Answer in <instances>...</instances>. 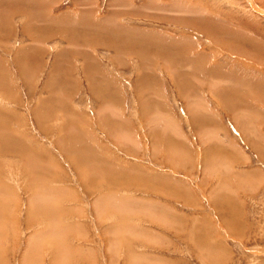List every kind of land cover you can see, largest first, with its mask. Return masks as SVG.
<instances>
[{
  "label": "rangeland",
  "instance_id": "rangeland-1",
  "mask_svg": "<svg viewBox=\"0 0 264 264\" xmlns=\"http://www.w3.org/2000/svg\"><path fill=\"white\" fill-rule=\"evenodd\" d=\"M263 72L264 0H0V264H264Z\"/></svg>",
  "mask_w": 264,
  "mask_h": 264
},
{
  "label": "bare ground",
  "instance_id": "bare-ground-1",
  "mask_svg": "<svg viewBox=\"0 0 264 264\" xmlns=\"http://www.w3.org/2000/svg\"><path fill=\"white\" fill-rule=\"evenodd\" d=\"M157 4V3H156ZM179 5V4H178ZM158 6V5H157ZM191 7V6H190ZM45 10V9H44ZM46 12V11H45ZM212 13V12H211ZM93 16V15H92ZM73 17H75V16H73ZM114 17V16H113ZM94 20V19H93ZM196 22V21H195ZM99 23H101V22H99ZM106 23V22H105ZM96 24V23H95ZM119 24V23H118ZM194 24V23H193ZM97 25H98V23H97ZM111 25H113V24H111ZM110 25V26H111ZM95 26V25H94ZM117 26V27H116ZM114 25V34H120V32H123V31H121L120 29H122L124 26H122V25ZM99 27V26H98ZM103 27H104V25H103ZM100 28V27H99ZM107 28V27H106ZM101 29V28H100ZM133 29V28H132ZM141 29V28H140ZM139 29V30H140ZM149 29V28H148ZM97 30H98V28H97ZM120 30V31H119ZM127 30V29H126ZM109 31V30H108ZM111 31V30H110ZM115 31H119L118 33L117 32H115ZM130 31H131V29H130ZM141 31V30H140ZM55 32V31H54ZM113 32H112V34H113ZM142 32V31H141ZM109 33V32H108ZM126 33V32H125ZM228 33V32H227ZM122 34V33H121ZM152 33H150V35H151ZM158 34H160V33H158ZM59 35V34H58ZM111 35V34H110ZM144 35V34H143ZM180 35V34H179ZM233 35V34H232ZM118 36V35H117ZM122 36H123V34H122ZM131 36V35H130ZM146 36V35H145ZM167 36V35H166ZM188 36V35H187ZM190 36V35H189ZM229 35H227V37H228ZM103 37V36H102ZM112 37V36H111ZM162 37V36H161ZM191 37V36H190ZM82 38V37H81ZM89 38V37H88ZM107 38H108V40H107ZM110 37H106V41H108V43H109V46L108 45H106L107 47H113L114 48V50H116L117 52H121V53H123V51H122V49L126 46V47H128V49H132L136 44L139 46V48H141V50H147V48H155L156 50V52L158 51H162L161 53L163 54V53H167L169 56H170V58H171V61L172 60H178L180 63H181V65L183 64V65H187L188 67H190V68H192V67H194L195 66V64H194V62L197 60L198 61V59L200 60V56L199 55H196V53H194V55H192V54H190V55H188V53L186 54L185 53V51H181L180 53H178L177 55L175 54H173V52L172 51H170L169 49L168 50H166L165 48L166 47H170V45H169V43L171 42V44H172V40L170 39V40H168V41H170V42H168L167 41V44H166V42H165V40H161V39H158L157 37H152L153 39L151 40V39H149V40H145V41H143V42H141L139 39H137V40H131V38H129L128 40L126 39H118V38H115V39H113L112 40V38L111 39H109ZM186 38V37H185ZM212 38V37H211ZM260 38V37H259ZM144 39H145V37H144ZM184 39V38H183ZM68 41L69 40H71L70 38H68L67 39ZM178 40V39H177ZM232 40V39H231ZM98 41V40H97ZM104 41H105V39H104ZM105 41V42H106ZM182 41V40H181ZM185 42H186V39L184 40ZM212 41V40H211ZM72 42V41H71ZM103 42V41H102ZM176 42V41H175ZM184 42V43H185ZM237 42H239V41H237ZM183 43V44H184ZM192 43V42H191ZM212 43V42H211ZM226 43V42H225ZM104 44V43H103ZM162 44H166V45H162ZM176 44V43H175ZM178 44V43H177ZM193 44H195V43H193ZM216 44V43H215ZM214 44V45H215ZM222 44V43H221ZM230 44V43H229ZM234 43H232V45H233ZM173 45V44H172ZM179 45V47L181 46V44H178ZM192 45V44H191ZM231 45V44H230ZM238 45V44H237ZM239 45H241V44H239ZM238 45V46H239ZM223 46H224V43H223ZM227 46V45H226ZM123 47V48H122ZM125 47V48H126ZM188 47V46H187ZM194 47V46H193ZM216 47H218V46H216ZM229 47V46H228ZM228 47H226V49H230V48H228ZM260 47V46H259ZM35 48V47H34ZM174 47H172V49H173ZM214 48V47H213ZM222 48H225V46L224 47H222ZM233 48H234V46H233ZM127 49V50H128ZM180 49V48H179ZM88 50V49H87ZM124 50V49H123ZM126 50V49H125ZM174 50V49H173ZM177 50V49H176ZM176 50H174V51H176ZM181 50V49H180ZM187 50V49H186ZM256 50V49H255ZM22 51V50H21ZM129 51V53H131L130 52V50H128ZM215 52V50H212V52ZM235 51V50H234ZM246 51V50H245ZM261 51H263V50H261ZM260 51V52H261ZM127 52V51H126ZM213 52V53H214ZM220 52V51H219ZM227 52V51H226ZM229 52V51H228ZM260 52H259V54H257V55H259V57L260 58H262L261 56H260ZM19 53V52H18ZM147 53V52H146ZM235 53V52H234ZM238 53V52H237ZM242 53H243V51H242ZM63 54V53H62ZM61 54V55H62ZM118 54V53H117ZM149 54V53H148ZM157 54H159V53H157ZM212 54V53H211ZM227 54V53H226ZM249 54V53H248ZM263 54V53H262ZM85 55V54H84ZM116 55V54H115ZM164 55V54H163ZM234 55V54H233ZM237 55V54H236ZM241 55V54H240ZM17 56H18V54H17ZM64 56V55H63ZM149 55H147V57H148ZM158 56H160V55H158ZM213 56H214V54H213ZM217 56V55H216ZM230 56V55H229ZM238 56H239V54H238ZM244 56V55H243ZM245 56H246V54H245ZM21 57H22V52L21 53H19V56L17 57L18 58V60H20L21 59ZM142 57V56H141ZM165 57V56H164ZM210 57V56H209ZM215 57V56H214ZM233 57V56H232ZM234 57H236L237 58V56H234ZM248 57V56H247ZM92 58V57H91ZM119 58V57H118ZM149 58V57H148ZM167 58V57H166ZM205 58V57H204ZM220 58H222V56L220 57ZM87 61L89 60L90 61V59H88L87 58V56H86V58H85ZM168 59V58H167ZM208 59V58H207ZM233 59V58H232ZM141 59H139V61H140ZM150 60V59H149ZM234 60V59H233ZM236 60V59H235ZM88 61V62H89ZM95 61V60H94ZM187 61H189L188 63H187ZM201 61V60H200ZM220 61V60H219ZM237 61V60H236ZM118 62V61H117ZM173 62V61H172ZM217 61H215V63H216ZM150 63V62H149ZM226 63V62H225ZM224 63V64H225ZM228 63V62H227ZM234 63V62H233ZM237 63H239V62H237ZM53 64V63H52ZM58 64V63H57ZM56 64V65H57ZM90 64V63H89ZM88 63H87V67L89 66V68H86V70H87V72L88 73H93L94 71H92V69L93 68H91V65H89ZM146 64V63H145ZM145 64H144V66H145ZM199 64V63H198ZM223 64V65H224ZM141 65V64H140ZM174 65V64H173ZM182 65V66H183ZM197 65V64H196ZM208 65V64H207ZM206 64H205V66H203L202 65V69L204 68V70H205V68L207 69V70H209L211 73V75H210V77H212V76H215V74H218L219 73V71H220V69L219 68H221L222 66H221V64H219V63H217V64H215V65H212V67H209V66H207ZM235 65V64H234ZM229 66V65H228ZM239 66V65H238ZM243 66V68H244V65H242ZM147 67V66H146ZM177 67H180V66H177ZM201 67V66H200ZM224 67V66H223ZM247 67H249V66H247ZM246 67V68H247ZM97 67H95V69H96ZM234 68H235V66H234ZM237 68V67H236ZM235 68V69H236ZM241 68V67H240ZM72 69V68H71ZM193 69V68H192ZM226 69H229V68H226ZM187 70V69H186ZM195 70V69H194ZM198 70V69H197ZM222 70V69H221ZM233 70V69H232ZM27 71V70H26ZM98 71H101V70H99V68L97 69V72ZM223 71V70H222ZM229 71V70H228ZM240 71V70H239ZM170 72V71H169ZM171 72H172V69H171ZM174 72V71H173ZM186 72V71H185ZM224 72V71H223ZM237 72H238V70H237ZM191 73H192V71H191ZM200 73H203V72H200ZM228 73V72H227ZM234 73V72H233ZM236 73V72H235ZM240 73V72H239ZM242 73V75L244 76V74H243V72H241ZM253 73V72H252ZM257 73V72H256ZM259 73V72H258ZM98 74V73H97ZM177 74H179V73H177ZM175 72L173 73V75H177ZM186 74H188V75H190V73H186ZM186 74H185V76H186ZM196 74V73H195ZM208 74V73H207ZM230 74H231V72H230ZM263 74H264V72H263ZM100 75V74H99ZM155 75V74H154ZM173 75H172V77H173ZM184 75V74H183ZM182 75V76H183ZM193 75V74H192ZM191 75V76H192ZM209 75V74H208ZM224 75V74H223ZM235 75V74H234ZM252 75V74H251ZM261 75V74H260ZM260 75H258L257 74V76H260ZM33 76V75H32ZM104 76H106V75H104ZM178 76V75H177ZM181 76V75H180ZM231 75H229V77H230ZM242 76V77H243ZM248 76V75H247ZM263 76V75H262ZM261 76V77H262ZM245 77V76H244ZM32 78V77H31ZM90 78V77H89ZM152 78V77H151ZM184 78V77H183ZM232 78V77H231ZM192 79H194V77L192 78ZM211 79V78H210ZM226 79V78H225ZM234 79V78H233ZM244 79V78H243ZM252 79H253V75H252ZM258 79V78H257ZM53 80V79H52ZM149 80V79H148ZM238 80H239V78H238ZM259 80V79H258ZM139 81V80H138ZM152 81H153V78H152ZM181 80H179L178 82H180ZM184 81V80H183ZM188 81V80H187ZM185 82V81H184ZM205 82V81H204ZM91 84V83H90ZM186 84V83H185ZM177 85V84H176ZM179 85V84H178ZM182 85V84H181ZM187 85V84H186ZM214 85V84H213ZM247 86V85H246ZM183 87V86H182ZM185 87V86H184ZM213 87V86H212ZM47 88V87H46ZM207 88V87H206ZM214 88H216V87H214ZM255 88H256V86H255ZM251 89V88H250ZM182 90V89H181ZM186 90H188L187 89V86H186V89L185 88H183V92L185 91L186 92ZM212 90V89H211ZM210 90V91H211ZM216 90V89H215ZM215 90H212V92L213 91H215ZM231 90V89H230ZM161 91V90H160ZM220 91V90H219ZM47 92V91H46ZM182 92V93H183ZM232 92V91H231ZM140 93V92H139ZM181 93V92H180ZM188 94L190 93V92H187ZM187 94V95H188ZM191 94V93H190ZM189 94V95H190ZM219 94V93H218ZM222 94V93H221ZM232 94V93H231ZM250 94V93H249ZM254 95V94H253ZM61 96V95H60ZM186 97V96H185ZM225 97V96H224ZM232 98V97H231ZM238 98V97H237ZM52 99V98H51ZM142 99V98H141ZM191 99V98H190ZM107 100V99H106ZM238 100V99H237ZM242 100V99H241ZM189 101V103L191 102L190 100H188ZM197 102V101H196ZM242 102V101H241ZM106 103V102H105ZM241 104H243V103H241ZM159 105V104H158ZM203 105V104H202ZM201 105V106H202ZM190 107H195V105H189V108ZM143 109V108H142ZM191 109V108H190ZM40 113V112H39ZM106 113V112H105ZM151 113V112H150ZM148 114V113H147ZM167 114V113H166ZM145 115V114H144ZM198 116V115H197ZM161 118V117H160ZM262 118V117H261ZM148 120V119H147ZM260 120V119H259ZM149 121V120H148ZM152 121V120H151ZM159 121V120H158ZM170 121H171V119H170ZM238 122V121H237ZM168 127V126H167ZM110 132H111V130H110ZM114 134V133H113ZM115 137V136H114ZM200 137V136H199ZM6 147V146H5ZM50 164V163H49ZM35 194V193H34ZM122 208V207H121ZM40 209V208H39ZM42 211H44L43 209H42Z\"/></svg>",
  "mask_w": 264,
  "mask_h": 264
}]
</instances>
